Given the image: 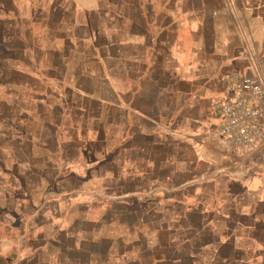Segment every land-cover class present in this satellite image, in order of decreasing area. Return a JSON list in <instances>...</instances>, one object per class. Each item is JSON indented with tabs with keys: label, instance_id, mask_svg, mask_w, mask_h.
Wrapping results in <instances>:
<instances>
[{
	"label": "rangeland",
	"instance_id": "1",
	"mask_svg": "<svg viewBox=\"0 0 264 264\" xmlns=\"http://www.w3.org/2000/svg\"><path fill=\"white\" fill-rule=\"evenodd\" d=\"M163 1L120 0L122 23L107 14L94 23L93 37L81 38L78 29L76 40L63 42L58 36L66 19L59 26L55 13L44 23L42 1L0 0L1 242L6 226L33 227V244H44L40 259L47 264L60 247L56 240L65 250L88 246V230L106 235L115 229L111 218L120 219L128 208L141 211L135 185L148 179L157 185L141 198L178 199L175 185L212 178L215 141L227 154L212 113L215 97L205 110L204 132L183 134L172 126L199 108L191 95L198 88L188 84L196 49L183 41L195 32L174 30L185 1ZM167 6L175 15L160 16ZM110 7L115 12V3ZM154 22L171 29L154 32ZM145 36L160 41L148 48L132 43ZM138 110L154 119L143 127L151 137L136 134ZM179 209H172L174 226Z\"/></svg>",
	"mask_w": 264,
	"mask_h": 264
},
{
	"label": "crops",
	"instance_id": "2",
	"mask_svg": "<svg viewBox=\"0 0 264 264\" xmlns=\"http://www.w3.org/2000/svg\"><path fill=\"white\" fill-rule=\"evenodd\" d=\"M40 1L44 3V23L55 13L60 14L59 26L66 19L62 36H58L63 42L76 40L78 29L81 38L93 37L97 30L94 23L107 14L119 23L124 16L120 0ZM180 1L185 3L176 14L179 20L174 30L187 34L195 32L191 40L183 41L190 43V49H196V57H192L190 63L191 72L188 71L191 75L188 84L198 88L191 95L199 108L181 115L179 122L172 126L183 134L194 135L207 129L209 122L205 110L212 97L216 99L222 94L223 75L230 71L244 74L251 70L256 57L264 56V0ZM188 1L196 2L195 7H187ZM113 3L115 12L110 7ZM169 15L175 12L169 6L163 7L160 16ZM145 26L142 27L144 31H149ZM151 28L154 32L156 28L165 31L171 29V25H155L154 22ZM146 39L132 43L148 48L160 41ZM245 45L247 49L243 53ZM136 114L140 121L136 134L151 137L153 134L143 127L154 124V119L142 110ZM169 118L171 124L174 120ZM201 155L204 156L202 151ZM204 158L199 155V159ZM189 174L195 173L189 171ZM211 176L199 184L188 179L175 185L174 188L181 192L178 199L156 198L155 195L141 198L157 185L149 179L142 187L135 185L132 193L140 195L137 199L141 201L136 205L141 211L128 208L123 217L118 216L120 219L111 218L109 221L115 229L106 235L93 231L94 228L88 230V246L65 250L61 248L64 243L56 240L60 247L52 250L47 264H264V148L247 157H237L223 154L215 141V169ZM138 177L135 175L134 180ZM176 205H180V209L179 216L175 215L174 226L170 217ZM84 220L91 223V219ZM6 227L7 237L0 241V260L4 264H43L40 255L44 244H33L38 240L37 235L34 237L36 230L24 226L11 231Z\"/></svg>",
	"mask_w": 264,
	"mask_h": 264
},
{
	"label": "built area",
	"instance_id": "3",
	"mask_svg": "<svg viewBox=\"0 0 264 264\" xmlns=\"http://www.w3.org/2000/svg\"><path fill=\"white\" fill-rule=\"evenodd\" d=\"M222 87L212 104L221 147L237 157L257 153L264 148V56L244 74L225 73Z\"/></svg>",
	"mask_w": 264,
	"mask_h": 264
}]
</instances>
